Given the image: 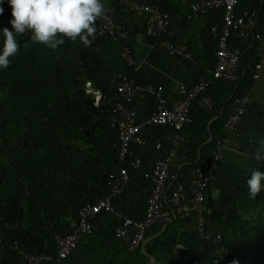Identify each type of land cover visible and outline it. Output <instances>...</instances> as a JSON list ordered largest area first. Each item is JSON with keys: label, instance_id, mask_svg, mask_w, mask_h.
<instances>
[{"label": "trees", "instance_id": "16d2710c", "mask_svg": "<svg viewBox=\"0 0 264 264\" xmlns=\"http://www.w3.org/2000/svg\"><path fill=\"white\" fill-rule=\"evenodd\" d=\"M108 1L105 0L106 7ZM146 1L170 15V26L178 15L185 20L196 19L190 13V5L196 0ZM115 5L118 15L121 14L123 7ZM0 7L4 9L0 14V27L10 28V7L6 2L0 3ZM245 10L259 12L254 32H264V0H239L236 12L240 14ZM222 15L223 10H214L200 18L206 27L202 31V45L198 53H193L196 65L201 66L198 76L206 79H213L217 61V40L211 28L214 25L221 28ZM103 18L96 22L94 42L97 43L110 39L106 31L99 29ZM17 39L20 45L17 55L11 58L8 68L0 70L1 264H23L19 251L55 257V236L70 234L78 223L79 210L110 194V183L118 177L121 167L127 168L129 181L123 192L113 199V211L99 214L93 223L106 225L102 228L107 236L125 252L123 260L109 264H146L144 254L139 249L129 250L126 243L116 237L115 230L122 224V217L136 221L145 218L147 199L153 188L146 173L151 174L152 166L147 167L144 156L135 155L133 144L126 159L119 160V133L116 125H112V104H102L104 99L112 100L113 92L110 81L99 78V59L91 52V46L86 48L78 41L65 40L56 50H50L34 44L27 33ZM251 41L252 38L246 45ZM229 44L241 51L240 62L245 66L250 63L244 58L241 41L231 37ZM178 58L188 65L193 63ZM127 74L135 77L132 68H128ZM252 80L248 70L244 75L239 74L234 83L214 79L212 84L229 91L224 99L212 97L209 111L198 108L195 103L208 96V90L192 102L191 123L179 132L186 141L179 148L186 161L170 171L168 195L178 182L186 184L197 164L204 163L203 154L213 150L215 140L224 131L234 98L244 95L247 83ZM211 85L208 89L214 86ZM95 92L102 94L98 106ZM215 116L218 118L210 123L208 130L206 125ZM149 129L152 143L143 147H147V154L156 161L169 153L171 145L164 137L173 130L168 126H150ZM199 148L201 156L197 160ZM137 157L142 159L143 168L132 169L130 161ZM256 169L264 172V163ZM247 178L243 186L222 187L217 199L210 196L211 182L204 192L210 221L207 229L220 230L219 246L226 251L218 258L220 264H264V191L249 199ZM244 212L250 217H243ZM150 229L147 237L151 235ZM115 258L114 253L111 259Z\"/></svg>", "mask_w": 264, "mask_h": 264}, {"label": "built area", "instance_id": "2783aa9c", "mask_svg": "<svg viewBox=\"0 0 264 264\" xmlns=\"http://www.w3.org/2000/svg\"><path fill=\"white\" fill-rule=\"evenodd\" d=\"M119 4L135 17L143 20L144 34L152 38H160L167 33L170 25V15L156 5L146 0H110L107 14L103 18L100 29H105L109 33H114V21L117 16L115 4ZM239 0H196L190 5V13L200 19L214 10H223L222 26L214 25L211 33L217 40V50L215 52L216 63L213 71V79H199L190 90L181 87V98L171 106H167L165 99L161 96L162 89L151 85H144L136 79L122 75L110 81V89L113 92L112 100L104 99L103 103L111 105L113 109L112 125H116L119 133V160L124 161L129 153L131 144L149 146L151 143L140 136L143 127L168 126L173 132L167 136L171 145L169 153L162 159L156 160L152 165L150 177L153 188L147 199L146 215L143 220H133L122 217V224L116 228L115 235L125 242L129 250H135L143 243L148 229L156 225L172 224L177 218L181 221L191 223L185 224L188 228H193L198 237L209 241L212 244V263L220 264L218 258L226 252L219 246L221 232L216 229H207L210 221L209 211L206 206L204 192L208 184L214 179V172L224 158V149L228 145L229 133L236 130L245 111L250 103L248 94L237 96L233 100L232 109L225 121L223 134L215 140V145L211 151V157L207 162L197 164L190 173L186 184L178 182L171 194L168 195L169 173L178 165L186 161V157L179 152L180 145L184 143V138L179 132L191 123L190 109L192 102L201 96L212 84L214 79L234 83L238 81L239 75L237 65L240 62L241 51L231 48L229 40L231 37L246 43L251 38L257 44V61L250 67L251 77L258 81L264 72V32H254L259 12L256 10H245L238 14L236 7ZM168 52L172 56H182L185 59H193L184 45H173L166 42ZM128 65H133L130 56L126 59ZM146 93H153L158 100L156 110L148 117L144 124L136 123V111L129 108L134 99L140 98ZM102 94H98L95 105L101 103ZM111 101H114L113 103ZM200 108L209 109L211 100L206 97L198 99ZM157 149L160 147L156 145ZM254 161L257 166L264 163V147L254 152ZM132 169L143 168L140 157L130 161ZM126 167L119 169L118 177L110 183V194L103 199L97 200L93 204L83 206L78 212V223L72 232L64 237L55 236L57 249V260L66 259L77 248L80 238L85 234H91L95 230L93 221L105 212H112V201L120 195L129 181ZM2 237L0 233V246ZM17 246L14 244V249ZM23 264H40L42 261L54 260L53 256H36L27 251H19ZM2 255L0 251V264Z\"/></svg>", "mask_w": 264, "mask_h": 264}, {"label": "crops", "instance_id": "0c3cea01", "mask_svg": "<svg viewBox=\"0 0 264 264\" xmlns=\"http://www.w3.org/2000/svg\"><path fill=\"white\" fill-rule=\"evenodd\" d=\"M143 26L141 18L135 17L124 9L116 19L113 36L108 41L91 44L90 50L100 62L99 78L111 81L113 78L127 74L128 68H132L136 77L134 79L144 85L161 88V96L165 99L167 106H171L181 98V87L184 86L190 90L195 83L198 84L199 79L204 78L198 76L201 66L196 65L193 51L198 53L200 44L202 45V31L206 24L200 19L185 20L178 15L175 22L171 23L168 33L160 38L145 35ZM168 41L173 45L185 44L186 49L193 56V60L188 62L193 63L188 65L180 58L170 55L166 46ZM251 42L249 46L246 43L240 46L245 49L243 52L245 60L253 64L255 59L257 60V44ZM128 56L132 58L134 66L126 63ZM250 63L246 66L242 61L238 63V75H244L247 70L250 72ZM192 64L194 65L191 66ZM247 85L245 94L249 95L250 103L236 130L228 135L229 140L224 149V158L214 172V179L211 181L210 196L213 199L218 198L222 187L243 186L250 171L257 167L253 158L254 152L264 147V72L258 81H249ZM207 90L209 94L206 97L211 100V103L212 97L224 99L229 91L217 84ZM195 103L198 105V101ZM157 106L156 95L146 93L134 99L129 108L136 111V123L144 124ZM210 109L211 107L204 110L209 111ZM193 113L196 114V111ZM217 118L218 116H215L207 123L208 130L210 123ZM150 132L149 127H143L140 136L152 143ZM211 138L209 134L208 141ZM164 139H167V136ZM143 146L133 144L132 151L135 155L144 156L145 164L151 167L155 157L147 154V147ZM197 154V160H199L200 148ZM203 156L204 162H207L211 157V152L204 153ZM243 217H250V215L244 212ZM105 226L96 224L95 230L91 234L83 235L76 250L66 259L44 260L40 264H109L123 260L125 253L123 248L107 236L102 228H106ZM149 231L151 235L149 237L145 235L143 243L136 248L148 260L146 264H211L212 245L198 237L196 231L188 228L182 221L159 225ZM114 253L116 258L112 260Z\"/></svg>", "mask_w": 264, "mask_h": 264}, {"label": "clouds", "instance_id": "9594fccd", "mask_svg": "<svg viewBox=\"0 0 264 264\" xmlns=\"http://www.w3.org/2000/svg\"><path fill=\"white\" fill-rule=\"evenodd\" d=\"M5 2L10 7L11 18L8 20L10 28L0 27V70L10 66L11 58L17 55L20 47L17 38L25 33L30 35L34 44L43 45L50 50H56L65 43V40L78 41L86 48L91 46L97 33L96 22L107 14L110 6V0L107 2V7L105 0H0V3ZM124 9L123 7V11ZM3 11L4 9L0 7V14ZM101 30L106 31L110 37L114 34L105 29ZM183 45L186 47L185 44ZM125 75L130 77L128 74ZM87 86H90L89 83ZM88 92L91 93L90 90ZM99 93L101 94V92L94 93L96 98ZM245 184L248 198H255L264 191V172L252 169Z\"/></svg>", "mask_w": 264, "mask_h": 264}, {"label": "rangeland", "instance_id": "374dc122", "mask_svg": "<svg viewBox=\"0 0 264 264\" xmlns=\"http://www.w3.org/2000/svg\"><path fill=\"white\" fill-rule=\"evenodd\" d=\"M177 44V46H180V45H182V44H178V43H176ZM180 57H182L181 55H180Z\"/></svg>", "mask_w": 264, "mask_h": 264}]
</instances>
